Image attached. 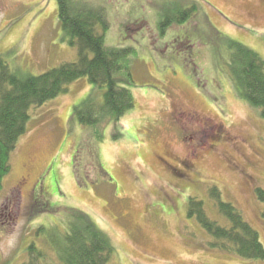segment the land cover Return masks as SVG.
Here are the masks:
<instances>
[{"label":"rangeland","instance_id":"obj_1","mask_svg":"<svg viewBox=\"0 0 264 264\" xmlns=\"http://www.w3.org/2000/svg\"><path fill=\"white\" fill-rule=\"evenodd\" d=\"M75 1L105 11L106 46L135 49L133 81L124 85L134 107L104 128L102 141L73 116L84 98L103 100L104 89L87 77L30 107L0 190V264L25 262L35 241L42 262L59 263L37 227L58 226L70 209L111 239L109 264H264L211 248V236L188 216L194 197L225 222L209 194L216 186L264 246L257 196L264 190V117L231 87L224 43L232 39L264 60V0ZM192 4L193 15L177 23L174 6ZM77 59L56 0H0V61L11 73L37 76ZM48 206L53 210L31 217Z\"/></svg>","mask_w":264,"mask_h":264},{"label":"trees","instance_id":"obj_2","mask_svg":"<svg viewBox=\"0 0 264 264\" xmlns=\"http://www.w3.org/2000/svg\"><path fill=\"white\" fill-rule=\"evenodd\" d=\"M56 3L64 40L71 46L77 45L78 59L43 74L24 77L11 73L0 61V190L11 168V155L27 131L31 106L45 104L65 93L70 83L87 77L89 83L104 89L103 100L98 102L91 96L84 98L73 106V116L78 123L91 127L97 141L103 140L108 124L116 125L134 107L133 95L124 85L133 81L131 61L136 55L135 49L106 46L105 33L109 27L102 8H94L86 1L56 0ZM194 11L195 4L184 8L175 5L172 13L176 22L182 23ZM98 27L102 29L101 34L96 33ZM224 43L228 49L226 73L231 87L264 117V60L250 47L232 39H225ZM209 194L225 222L210 218L203 202L194 197L188 200V216L195 217L211 236L208 243L211 248L241 258L264 259V246L258 232L244 220L242 213L232 203L221 199L216 186L209 189ZM257 196L264 200V190L257 189ZM50 209L36 207L31 217ZM60 219L63 222L58 226L44 223L36 232L55 253L57 264H109L114 245L86 214L70 209ZM36 243L29 244L26 249L29 258L20 264H48L42 262L44 253Z\"/></svg>","mask_w":264,"mask_h":264}]
</instances>
